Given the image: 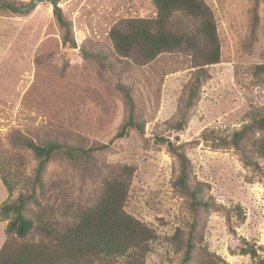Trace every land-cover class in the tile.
<instances>
[{
    "label": "rangeland",
    "instance_id": "obj_1",
    "mask_svg": "<svg viewBox=\"0 0 264 264\" xmlns=\"http://www.w3.org/2000/svg\"><path fill=\"white\" fill-rule=\"evenodd\" d=\"M16 1L27 6L32 2ZM205 2L215 16L221 60L209 67L210 79L193 106L187 101L196 69L190 56L164 52L138 64L113 52L111 28L122 19L154 17L151 0L59 2L79 46L111 52L104 67L86 59L80 47L64 43L49 1L22 13L0 9V205L10 196L3 182L6 174L15 185L13 199L31 197L25 214L35 228L24 241L41 240L40 223L65 218V208L93 205L102 179L130 170L125 210L157 235L145 264H182V253L171 238L178 229L190 230L200 216L208 250L226 262L219 264H259L237 253L242 238L255 244L264 259V160L257 168L247 166L234 149L212 148L202 135L205 130L230 135L264 106V75L255 73L264 65V0ZM131 111L143 129L130 127L122 135ZM183 114L186 124L175 129ZM16 132L40 144L57 139L96 150L89 154L90 162L84 159L89 169L84 163L75 165L64 149L55 152L46 163L43 187L31 189L19 182L35 177L39 159L11 144ZM160 137L185 145L192 182L208 185L204 195L215 208L196 213L190 207L175 184L178 160ZM7 222L0 219V249L7 239Z\"/></svg>",
    "mask_w": 264,
    "mask_h": 264
},
{
    "label": "trees",
    "instance_id": "obj_2",
    "mask_svg": "<svg viewBox=\"0 0 264 264\" xmlns=\"http://www.w3.org/2000/svg\"><path fill=\"white\" fill-rule=\"evenodd\" d=\"M151 1L156 9L154 17L122 19L111 28L109 38L113 52L138 64H147L164 52H182L190 56L196 69L188 84L187 101L193 106L198 100L201 86L210 79L209 67L221 60V44L214 13L205 0ZM26 6L16 0H0V9L12 13H22ZM55 14L63 29L66 45L75 49L80 47L86 59L95 60L102 67L109 65L111 52L90 51L85 46H79L71 22L60 10H55ZM255 73L263 76L264 65H258ZM186 120L183 114L174 128L182 129ZM130 127L143 129V125L135 120L133 111L121 134L126 135ZM202 135L212 148L234 149L245 165L257 168L259 160H264V106L254 109L251 121L230 135L209 130H205ZM157 140L167 143L178 160L179 175L175 184L187 196L190 207L196 213L215 208L214 202L204 195L208 185L192 182V164L185 145L175 144L162 137ZM11 144L31 150L39 159L35 177L28 183L19 182L31 189L37 184L43 187L41 178L46 163L55 152L64 149L75 165L84 163V167L89 169L90 165L84 159L90 162L89 154L96 150L93 147L71 146L57 139L40 144L21 132L13 134ZM77 151L82 153L81 157L76 155ZM128 173L130 170L102 179L100 195L93 205L75 211L65 208V211L62 210L65 218L48 219L40 223L38 228L44 236L35 243L23 240L35 228L34 220L25 214L27 199L31 197L19 195L13 199L15 185L5 174L3 182L10 196L0 205V219L8 221L5 228L7 239L0 249V264H145L157 235L151 227L125 210L130 185ZM235 209L244 219L241 206L237 205ZM200 217L195 218L190 230L186 232L178 229L171 238L182 253L181 263H226L222 257L208 250ZM237 253L249 255L257 259L259 264H264L256 245L244 238Z\"/></svg>",
    "mask_w": 264,
    "mask_h": 264
},
{
    "label": "water",
    "instance_id": "obj_3",
    "mask_svg": "<svg viewBox=\"0 0 264 264\" xmlns=\"http://www.w3.org/2000/svg\"><path fill=\"white\" fill-rule=\"evenodd\" d=\"M45 1H49V2L52 4L53 8H54L57 12L59 11V9H60V7H59V2H60L61 0H32V2H31L28 6H26L24 9H26V10H30V9H32V8H35V7L37 6V4H39V3H41V2H45Z\"/></svg>",
    "mask_w": 264,
    "mask_h": 264
}]
</instances>
